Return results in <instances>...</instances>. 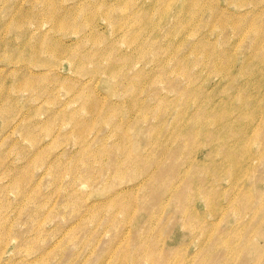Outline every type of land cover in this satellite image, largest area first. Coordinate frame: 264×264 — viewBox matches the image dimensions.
Wrapping results in <instances>:
<instances>
[{
    "label": "rangeland",
    "instance_id": "1",
    "mask_svg": "<svg viewBox=\"0 0 264 264\" xmlns=\"http://www.w3.org/2000/svg\"><path fill=\"white\" fill-rule=\"evenodd\" d=\"M0 264H264V0H0Z\"/></svg>",
    "mask_w": 264,
    "mask_h": 264
},
{
    "label": "bare ground",
    "instance_id": "2",
    "mask_svg": "<svg viewBox=\"0 0 264 264\" xmlns=\"http://www.w3.org/2000/svg\"><path fill=\"white\" fill-rule=\"evenodd\" d=\"M49 8H50V7H49ZM4 48H5V47H4ZM100 61H101V60H100ZM114 72H115V71L110 72V74H113ZM179 72H180V71H179ZM113 75H114V74H113ZM109 76H110V75H109ZM193 79H194V78H193ZM237 166H238V165H237ZM232 168H233V167H232ZM223 211H225V210H223ZM230 246H231V245H230ZM231 249H232V248H231ZM235 249H236V248H235ZM235 249H234V250H235ZM229 251H230V250H229ZM232 251H233V249H232ZM232 251H231V252H232ZM233 254H234V253H233Z\"/></svg>",
    "mask_w": 264,
    "mask_h": 264
}]
</instances>
